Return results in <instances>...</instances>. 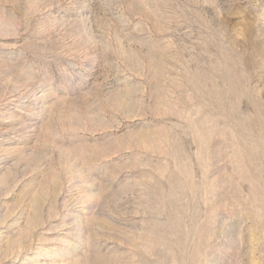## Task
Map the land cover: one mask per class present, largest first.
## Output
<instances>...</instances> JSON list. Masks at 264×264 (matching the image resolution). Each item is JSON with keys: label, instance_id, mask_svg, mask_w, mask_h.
Returning a JSON list of instances; mask_svg holds the SVG:
<instances>
[{"label": "rangeland", "instance_id": "obj_1", "mask_svg": "<svg viewBox=\"0 0 264 264\" xmlns=\"http://www.w3.org/2000/svg\"><path fill=\"white\" fill-rule=\"evenodd\" d=\"M38 263L264 264V0H0V264Z\"/></svg>", "mask_w": 264, "mask_h": 264}, {"label": "bare ground", "instance_id": "obj_2", "mask_svg": "<svg viewBox=\"0 0 264 264\" xmlns=\"http://www.w3.org/2000/svg\"><path fill=\"white\" fill-rule=\"evenodd\" d=\"M3 173H4V172H3ZM1 181H2V180H1ZM59 183H60V182H59ZM63 183H64V182H63ZM61 184H62V183H61ZM63 185H64V184H63ZM63 185H62V186H63ZM60 191H61V190H58L57 192L59 193ZM55 200H56V199H55ZM70 209H71V208H70ZM36 225H37V224H36ZM24 227H25V225H24ZM31 228H32V227H31ZM32 233H33V232H32ZM6 254H7V253H6ZM8 255H9V254H8ZM5 257H6V256H5ZM35 261H36V260H35ZM35 261H34V262H35ZM50 262H51V261H50ZM38 264H39V263H38ZM45 264H47V263H45Z\"/></svg>", "mask_w": 264, "mask_h": 264}]
</instances>
